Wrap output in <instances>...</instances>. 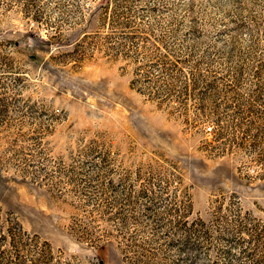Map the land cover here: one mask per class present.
Returning <instances> with one entry per match:
<instances>
[{
	"label": "rangeland",
	"instance_id": "374dc122",
	"mask_svg": "<svg viewBox=\"0 0 264 264\" xmlns=\"http://www.w3.org/2000/svg\"><path fill=\"white\" fill-rule=\"evenodd\" d=\"M0 264H264V0H0Z\"/></svg>",
	"mask_w": 264,
	"mask_h": 264
},
{
	"label": "trees",
	"instance_id": "16d2710c",
	"mask_svg": "<svg viewBox=\"0 0 264 264\" xmlns=\"http://www.w3.org/2000/svg\"><path fill=\"white\" fill-rule=\"evenodd\" d=\"M207 128H208V131H209V130H210V127H209V126H207ZM208 131H207V132H208ZM98 262L100 263V261H98Z\"/></svg>",
	"mask_w": 264,
	"mask_h": 264
},
{
	"label": "built area",
	"instance_id": "2783aa9c",
	"mask_svg": "<svg viewBox=\"0 0 264 264\" xmlns=\"http://www.w3.org/2000/svg\"><path fill=\"white\" fill-rule=\"evenodd\" d=\"M205 131H208V128L207 127L205 128Z\"/></svg>",
	"mask_w": 264,
	"mask_h": 264
}]
</instances>
